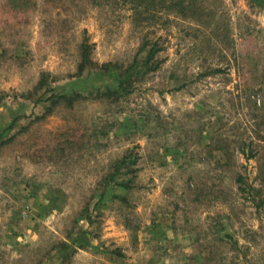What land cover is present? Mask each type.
Returning <instances> with one entry per match:
<instances>
[{
    "label": "rangeland",
    "instance_id": "1",
    "mask_svg": "<svg viewBox=\"0 0 264 264\" xmlns=\"http://www.w3.org/2000/svg\"><path fill=\"white\" fill-rule=\"evenodd\" d=\"M191 1L0 0V264H264V10Z\"/></svg>",
    "mask_w": 264,
    "mask_h": 264
},
{
    "label": "trees",
    "instance_id": "2",
    "mask_svg": "<svg viewBox=\"0 0 264 264\" xmlns=\"http://www.w3.org/2000/svg\"><path fill=\"white\" fill-rule=\"evenodd\" d=\"M171 1L173 2V4H175L174 5L175 12H177L179 14H184V12L186 10H190L191 13L189 16H191L192 19L194 18L195 11H193V9H191V5H193V2L191 0H171ZM248 4L251 6H258L259 8L264 10V0H248ZM168 8L171 9L172 7L169 5ZM193 20L197 21V19H193ZM90 48H91V43H88L87 38H85L84 42L82 44V50H81V58H82V62L84 64V66H87L88 64H90V59H89L90 58ZM156 52H157V50L155 49L154 46L149 47V49L147 51V55H146V61L144 63L145 67L147 64V60L154 57ZM231 54L233 55L234 58H236L237 56L240 57V61L242 62V64H244L243 63L244 60L248 59L251 53H249V52L248 53L247 52H243V53L237 52L238 55H236V51L233 49L231 51ZM260 54L261 53L257 52L256 54H253L252 57L259 56ZM228 55L229 54H227V51H226V53L221 51V55H220L221 58L225 59L228 57ZM242 64H239V65L241 66ZM133 66H134V64H133ZM133 66H131L130 68L132 69ZM227 66H228V64H225V63H224V65H220V66L219 65L210 66L206 69V71H203L202 74H204V72H205V75H212V74L221 73V72H223V70H225L224 68ZM146 69H147V67H146ZM226 70H228V69H226ZM240 71H243V67L240 69ZM258 90L260 92L264 93V84L259 85ZM59 98H62L65 100L66 98H71V97H67L66 95H60L58 97V99ZM247 147H248V145H247ZM249 151L251 152L250 157L260 156L261 152L263 151V146L260 145L258 148H256V147H252V145H251L249 148ZM246 157L249 158L248 156H246ZM129 163H135V159H132V156H130V155H125L116 163L115 169L118 170L122 166H124L125 164H129ZM237 182H239L241 184V185H239L240 190H243L245 192L249 191V188L251 187V185L247 184V182L245 181V179L243 178L242 175L238 176Z\"/></svg>",
    "mask_w": 264,
    "mask_h": 264
}]
</instances>
